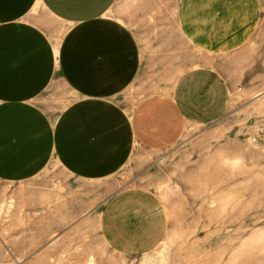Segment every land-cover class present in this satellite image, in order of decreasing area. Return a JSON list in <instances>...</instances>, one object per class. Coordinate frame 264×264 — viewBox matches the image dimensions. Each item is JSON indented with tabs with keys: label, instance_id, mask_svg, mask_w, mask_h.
<instances>
[{
	"label": "crops",
	"instance_id": "0c3cea01",
	"mask_svg": "<svg viewBox=\"0 0 264 264\" xmlns=\"http://www.w3.org/2000/svg\"><path fill=\"white\" fill-rule=\"evenodd\" d=\"M260 13L259 0H0V181L31 184L56 165L85 185L70 217L101 201L106 245L149 253L167 233L162 200L140 186L103 200L95 189L136 151L170 148L225 113L254 62Z\"/></svg>",
	"mask_w": 264,
	"mask_h": 264
},
{
	"label": "rangeland",
	"instance_id": "374dc122",
	"mask_svg": "<svg viewBox=\"0 0 264 264\" xmlns=\"http://www.w3.org/2000/svg\"><path fill=\"white\" fill-rule=\"evenodd\" d=\"M259 4L248 43L254 62L225 113L186 130L170 148L136 151L115 177L94 186L102 200L125 187L153 191L167 210L164 240L147 254H116L98 230L101 201L84 218L70 217V194L85 185L53 165L32 185L0 181V264H264V144L251 141L264 127V0ZM38 184L66 202L42 203L27 191Z\"/></svg>",
	"mask_w": 264,
	"mask_h": 264
},
{
	"label": "built area",
	"instance_id": "2783aa9c",
	"mask_svg": "<svg viewBox=\"0 0 264 264\" xmlns=\"http://www.w3.org/2000/svg\"><path fill=\"white\" fill-rule=\"evenodd\" d=\"M251 141L255 144H264V127L260 126L256 130V134L251 138Z\"/></svg>",
	"mask_w": 264,
	"mask_h": 264
}]
</instances>
